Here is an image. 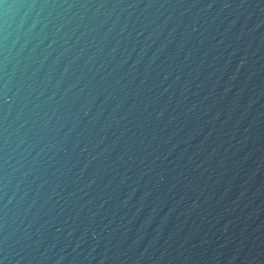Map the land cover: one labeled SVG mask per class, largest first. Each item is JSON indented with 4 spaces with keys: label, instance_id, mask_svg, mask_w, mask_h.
Here are the masks:
<instances>
[{
    "label": "water",
    "instance_id": "obj_1",
    "mask_svg": "<svg viewBox=\"0 0 264 264\" xmlns=\"http://www.w3.org/2000/svg\"><path fill=\"white\" fill-rule=\"evenodd\" d=\"M0 264H264V0H0Z\"/></svg>",
    "mask_w": 264,
    "mask_h": 264
}]
</instances>
